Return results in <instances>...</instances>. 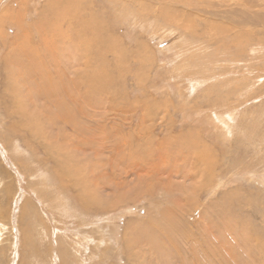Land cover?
Here are the masks:
<instances>
[{
    "label": "rangeland",
    "instance_id": "374dc122",
    "mask_svg": "<svg viewBox=\"0 0 264 264\" xmlns=\"http://www.w3.org/2000/svg\"><path fill=\"white\" fill-rule=\"evenodd\" d=\"M0 98V264H264V0H0Z\"/></svg>",
    "mask_w": 264,
    "mask_h": 264
},
{
    "label": "bare ground",
    "instance_id": "6f19581e",
    "mask_svg": "<svg viewBox=\"0 0 264 264\" xmlns=\"http://www.w3.org/2000/svg\"><path fill=\"white\" fill-rule=\"evenodd\" d=\"M72 3V2H71ZM238 3V2H237ZM92 15V17H91V19H92V23H91V21H90V23L91 24H89V26H88V28H87V30L89 31V32H92L93 33V31H94V27L93 26H95L96 24H98V26H100L101 27V30H102V28L104 27V24H103V21H101L100 22V20L99 19H97L96 17H95V15H93V14H91ZM48 17V16H47ZM53 17H55V16H53ZM49 19H50V17H49ZM240 24H241V22H239ZM251 23V22H250ZM254 23V22H253ZM49 24V23H48ZM256 24V23H255ZM38 25H40L39 23H38ZM83 26V25H82ZM37 27H35L34 29H36ZM49 29H51V28H49ZM84 29L86 30V28L84 27ZM98 29V28H97ZM86 30V31H87ZM98 30H100V29H98ZM28 32H29V30H28ZM39 32V31H38ZM40 33H41V31H40ZM27 35V34H26ZM92 35V34H91ZM99 35V34H98ZM98 35H96V36H98ZM43 36V35H42ZM93 36V35H92ZM101 35H99L98 37H100ZM44 37V36H43ZM47 37V36H46ZM34 39V38H33ZM48 39V38H47ZM44 40V39H43ZM49 40V39H48ZM104 40V39H103ZM32 40H31V38L28 36V38L26 39V41H24L23 43H27L28 44V42L29 43H32L31 42ZM46 41V40H45ZM194 41V40H193ZM34 42V41H33ZM101 42H103V41H101ZM35 43V42H34ZM40 43V42H39ZM100 44H102V43H100ZM240 45L242 44L241 42L239 43ZM43 45V44H42ZM3 46V45H2ZM35 48H36V46H35ZM44 48V47H43ZM29 50L30 51H25L26 53H23L22 54V56H23V59H24V56H25V59L27 58V57H29V58H31L32 60H33V62L32 63H30V65H26V64H24L23 62H21V61H19L18 60V62L20 63H18L17 61H16V58H15V60H13V61H11V60H9V62H11V64H13L14 63V67H16V68H18V70L20 71V73L21 72H26L27 70H29V69H35L36 70V68L38 67V65L39 64H41V62L43 61H38V59L39 58H33V57H31L32 56V52H34L33 51V49H31V48H29ZM49 50V52H47V53H45L44 54V57L47 59V64L45 63V65L43 64V66H42V68H43V70H41V72H44V74H46V72L48 71V70H50L49 68L51 67V66H49V61H48V59L49 58H54L53 56H52V50H53V48L51 49V48H49L48 49ZM37 51V50H36ZM15 53V52H14ZM34 53H36V54H38L37 52H34ZM17 55V54H16ZM176 55V54H175ZM196 56V55H195ZM178 57V56H177ZM18 58V57H17ZM41 58H43V56H41ZM199 58V57H198ZM30 60V59H29ZM192 61V60H191ZM11 64H9V66L11 65ZM37 66V67H36ZM35 67V68H34ZM45 67H46V69H47V71L45 70ZM213 68V67H212ZM52 70H54V69H52ZM103 70V69H102ZM106 72V71H105ZM200 72V71H199ZM109 74V73H108ZM107 74V75H108ZM203 74V73H202ZM90 75V74H89ZM103 76H101V74H100V71H99V73L97 74L96 73V71H95V73H94V75L92 76V77H89V76H80V75H78V78L77 79H75V80H77L75 83H77V84H79L80 86L82 85V84H84L85 85V87H86V91H85V97H88L87 95H89V97H95L97 94H98V92L101 90V89H103L104 87H106V86H108V82H110L111 81V78H110V74H109V81L107 80V81H105V80H102L101 78H102ZM220 77V76H219ZM104 79V78H103ZM243 79V78H242ZM74 80V81H75ZM60 81H63L64 82V80H60ZM228 81V80H227ZM45 79H43L42 80V84H40L41 85V87L43 88V92L41 93L42 95L41 96H47V95H51L52 94V91H53V89H52V86L50 85V84H45ZM207 86V85H206ZM17 93H18V91H17ZM44 93V94H43ZM60 93L63 95L64 93L63 92H61L60 91ZM66 93H67V95L70 97V99H72L71 101H72V103H73V105L71 106L69 103H66L67 104V108H62V113L63 114H65V115H67L65 118L67 119V120H70V121H74V116L75 115H73V114H71V116H69L68 114H69V112H68V110H74V108L76 107V106H78V101H76V98L75 99H73L72 98V96H71V93H73V92H71L70 93V90H69V84H68V81L66 82ZM37 95L39 96V97H41L40 95H39V93H37ZM75 95H77V92H76V94ZM67 96V97H68ZM84 96V95H83ZM77 97V96H76ZM81 97V96H80ZM1 99V98H0ZM26 102H20V107H21V110L24 112L23 113V115H24V117H28L29 115H31L29 112H26V111H24L25 110V108H26ZM32 121V120H31ZM40 120H38V122H39ZM227 121V120H226ZM34 123V122H33ZM35 124V123H34ZM28 142V141H27ZM19 144V143H18ZM200 146V145H199ZM16 147H17V144H16ZM23 149V148H22ZM18 150V149H17ZM191 152V151H190ZM208 160V159H207ZM56 170H58V169H56ZM67 176H63L61 173H60V171H59V173L57 174V180H58V182L59 183H61L62 185H65L67 182H68V178L73 174V171L72 170H69V171H65L64 172ZM46 175V174H45ZM48 180H50V179H48ZM47 179L45 180V181H48ZM57 182V181H56ZM34 184V183H33ZM32 186V185H31ZM6 190L8 191L9 189L8 188H6ZM3 192H5V190H2ZM37 191V190H36ZM43 193L42 192H40V193H38V195H42ZM77 196H79L80 198H81V200H82V203H83V210L84 211H86V206H88V203H89V201H86V199H87V197H84V196H86V195H83V193H81V192H79L78 193V195ZM90 197V196H89ZM85 199V200H84ZM89 199V198H88ZM87 199V200H88ZM92 200V199H91ZM94 200V199H93ZM86 202V203H85ZM93 202V201H92ZM96 202V201H95ZM98 202V201H97ZM28 205H30L29 204V202L28 201H26L25 202V206H28ZM101 206H104V207H102V209H101ZM112 206V204L111 203H108V202H102V201H100L99 203H98V206L97 207H95V208H97V209H95V210H97V211H99V210H103V209H107V208H109V207H111ZM94 207V205L92 206V205H90V206H88V208L90 209V208H93ZM94 209V208H93ZM81 211H82V208H81ZM87 212V211H86ZM23 213H26V211H23ZM225 216V215H224ZM1 223H2V225L4 226L6 223L4 222V221H1ZM245 223V222H244ZM86 224V223H85ZM114 225V224H113ZM7 226V225H6ZM5 226V228H7ZM81 226H82V224H81ZM147 226L148 225H146V224H144V228L142 229V230H139L138 229V231H142L141 233H145V228L147 229ZM231 226V225H230ZM243 226V225H242ZM142 227V226H141ZM140 227V228H141ZM0 229H3V228H0ZM223 229V228H222ZM3 231V230H2ZM136 232V231H135ZM87 233V232H86ZM140 233V234H141ZM164 233V232H163ZM224 233V232H223ZM233 233V232H232ZM2 234V233H1ZM89 234V233H88ZM101 234V233H100ZM139 233H136L135 234V237L136 236H138L139 235V237H141V235H140ZM146 234V233H145ZM154 234V232H153V230H152V235ZM106 235V234H105ZM245 235V234H244ZM66 236V235H65ZM242 236V235H241ZM255 236V235H254ZM108 237V236H107ZM87 238V237H86ZM84 239V238H82V236H80V235H78L77 233L75 234V236H74V238H70V244H68V243H64V242H58V241H60L61 239L59 238L58 239V237H56V245H57V248H56V253H55V259H56V261H57V264H86V263H84V258L81 256L82 255V251H81V249H83L84 247H86L85 246V240H87V239ZM97 238V237H96ZM96 238L94 237V236H92L91 237V241L93 242V244H94V247H99V245H97V243H95L96 242ZM99 239V238H98ZM118 239V238H117ZM116 239V240H117ZM249 239V238H248ZM255 240V239H254ZM102 241V240H101ZM104 241V240H103ZM214 241V240H213ZM227 241V240H226ZM243 241V240H242ZM256 241V240H255ZM74 244V249H75V252H73L72 250L73 249H71L70 248V250H69V247H71L73 244ZM102 243V242H101ZM100 242H99V244H101ZM224 244H225V241H224ZM226 244H228V243H226ZM66 245H67V247H66ZM71 245V246H70ZM210 245V244H209ZM222 245V247H224L225 245H223L222 243L220 244V246ZM264 245V244H263ZM69 246V247H68ZM157 247V246H156ZM159 247V246H158ZM160 249H162V247L160 246L159 247ZM159 248H157V249H159ZM223 249V248H222ZM216 251V250H215ZM220 251V253L219 254H221V255H219L220 257L219 258H223V252H225V248H224V250L223 251H221V250H219ZM231 251V250H230ZM89 252H90V250H89ZM164 252H166V251H164ZM169 252V251H168ZM167 252V253H168ZM173 251H171V253H172ZM178 252V251H177ZM171 253H169V254H171ZM192 253V255H193V257L194 258H196V257H198L197 256V253L196 252H191ZM210 252H206V257L207 256H209L208 254H209ZM210 254H212V253H210ZM216 254V256L218 255L217 253H215ZM225 255V254H224ZM77 256H79V257H77ZM81 256V257H80ZM96 256V255H95ZM168 256V255H167ZM171 256V255H170ZM170 256H168V257H170ZM203 256V255H202ZM202 256H201V258H202ZM214 256V255H213ZM226 256H227V254H226ZM58 257V258H57ZM76 257V258H75ZM86 258V257H85ZM201 258H199V259H201ZM212 258H214V257H212ZM211 258V259H212ZM226 258V257H225ZM169 259V258H168ZM170 259H171V257H170ZM169 259V260H170ZM188 259V258H187ZM198 259V258H197ZM215 259V258H214ZM218 259V258H217ZM78 260H80V263H78ZM98 260V259H97ZM168 260V261H169ZM180 260H182V259H180ZM179 260V261H180ZM185 260V259H184ZM219 260V259H218ZM96 261V260H95ZM206 261V260H205ZM87 262V261H86ZM176 263H177V261H176ZM214 263V262H213ZM88 264V263H87ZM98 264V263H97ZM182 264V263H181Z\"/></svg>",
    "mask_w": 264,
    "mask_h": 264
}]
</instances>
